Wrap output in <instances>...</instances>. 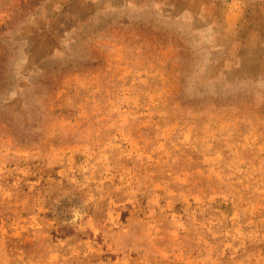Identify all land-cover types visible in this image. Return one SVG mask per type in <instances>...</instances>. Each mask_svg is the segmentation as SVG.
<instances>
[{"label":"rangeland","instance_id":"rangeland-1","mask_svg":"<svg viewBox=\"0 0 264 264\" xmlns=\"http://www.w3.org/2000/svg\"><path fill=\"white\" fill-rule=\"evenodd\" d=\"M0 264H264V0H0Z\"/></svg>","mask_w":264,"mask_h":264}]
</instances>
